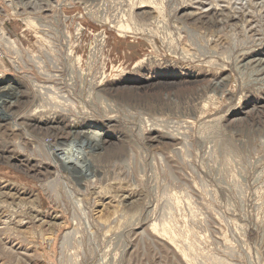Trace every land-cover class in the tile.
I'll use <instances>...</instances> for the list:
<instances>
[{
	"label": "rangeland",
	"instance_id": "374dc122",
	"mask_svg": "<svg viewBox=\"0 0 264 264\" xmlns=\"http://www.w3.org/2000/svg\"><path fill=\"white\" fill-rule=\"evenodd\" d=\"M0 21L22 93L0 264H264V0H0Z\"/></svg>",
	"mask_w": 264,
	"mask_h": 264
},
{
	"label": "bare ground",
	"instance_id": "6f19581e",
	"mask_svg": "<svg viewBox=\"0 0 264 264\" xmlns=\"http://www.w3.org/2000/svg\"><path fill=\"white\" fill-rule=\"evenodd\" d=\"M30 3V2H29ZM34 3V2H33ZM37 3V2H36ZM32 4V3H31ZM35 4V3H34ZM27 5V3H26ZM32 6V5H31ZM46 27V26H45ZM243 34V33H242ZM78 41V40H77ZM49 43V42H48ZM55 49V48H54ZM70 51V50H69ZM17 52V51H16ZM15 52V53H16ZM92 53V52H91ZM48 54V53H47ZM56 55V54H55ZM92 55V54H91ZM51 56V54H50ZM55 57V56H54ZM94 58V57H93ZM50 62V61H49ZM53 63V62H52ZM80 73V72H79ZM73 76V75H72ZM83 76V75H82ZM94 77V76H93ZM101 78V77H100ZM35 80V79H34ZM88 80V79H87ZM93 81V80H92ZM36 82V81H35ZM42 82V81H41ZM47 84V83H46ZM74 84V83H73ZM93 84V83H92ZM9 85V84H8ZM16 85V84H15ZM68 85V84H67ZM89 85V84H88ZM11 86V85H10ZM17 86V85H16ZM39 87L37 88H42V89H46L45 87L41 86V85H37ZM46 86V85H44ZM75 86V85H74ZM73 86V87H74ZM15 88V87H14ZM13 86L11 87H7V86H4V87H1L0 88V117H3L2 119L0 118V120H5V118H11L12 117V114H10V106L14 105V104H19L20 103V96L22 95V93L20 91H14L12 89H14ZM36 88V89H37ZM40 88V89H41ZM49 88V86L47 87ZM17 89V88H16ZM50 89V88H49ZM61 89V88H60ZM48 91V90H47ZM50 91V90H49ZM81 91V90H80ZM85 91V90H84ZM40 92V91H39ZM44 92L43 94H46V91H43ZM49 95V94H48ZM57 95V94H56ZM45 96V95H44ZM10 103V104H9ZM41 105V104H40ZM85 105V104H84ZM80 106V105H79ZM72 107V106H71ZM53 108V107H52ZM62 108V107H61ZM69 108V107H68ZM70 109V108H69ZM8 110V111H7ZM64 110V109H63ZM65 114V112H64ZM72 114V113H71ZM75 114V113H74ZM155 122V121H154ZM167 122V121H166ZM171 123V122H170ZM163 124V123H162ZM163 126V125H162ZM157 128V127H155ZM104 130V129H103ZM169 131V130H168ZM79 133V134H78ZM77 134L79 135L80 139L78 140H81V142L83 143H87V144H90L92 145L93 147H96V148H99V145H102L103 146V134H106L105 132L104 133H91V132H88V131H82L81 133L78 132ZM75 134V133H74ZM73 135V133H72ZM172 135V134H171ZM174 135V134H173ZM42 136V135H41ZM77 137V138H79ZM74 138V137H73ZM41 139V138H40ZM84 139V140H83ZM172 140V139H171ZM77 141V140H76ZM57 142V141H56ZM104 147V146H103ZM46 148V147H45ZM34 150H36V148L34 147ZM64 149V146L62 144H59V145H56L54 146V151L56 152V155L58 156H61V154L63 153V155L68 159L70 160V162L72 163V167H77V165H82L84 166L85 165V162H88L86 159L88 158H85V159H81V157H79V159H77L76 157H74V154L75 152H70V151H67ZM73 150V149H72ZM129 151V150H128ZM54 152V153H55ZM48 154V152H47ZM132 154V153H131ZM49 155V154H48ZM77 156V155H76ZM84 157V156H83ZM86 157V156H85ZM60 160V159H59ZM84 161V162H83ZM63 162V161H62ZM66 164V163H65ZM85 167V166H84ZM66 169V167H65ZM73 169V168H72ZM54 186V185H53ZM58 193V192H57ZM57 195V194H56ZM74 201V200H73ZM70 234V233H69ZM69 234H66L65 237H64V241L66 242L67 239L69 236Z\"/></svg>",
	"mask_w": 264,
	"mask_h": 264
},
{
	"label": "built area",
	"instance_id": "2783aa9c",
	"mask_svg": "<svg viewBox=\"0 0 264 264\" xmlns=\"http://www.w3.org/2000/svg\"><path fill=\"white\" fill-rule=\"evenodd\" d=\"M4 28L3 23L0 21V59L6 57V53L8 52L6 44L12 41L9 34H6Z\"/></svg>",
	"mask_w": 264,
	"mask_h": 264
}]
</instances>
